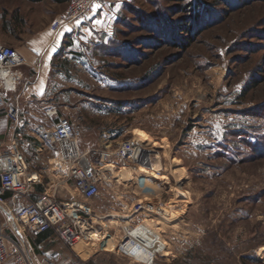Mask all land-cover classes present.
Listing matches in <instances>:
<instances>
[{
  "label": "rangeland",
  "instance_id": "374dc122",
  "mask_svg": "<svg viewBox=\"0 0 264 264\" xmlns=\"http://www.w3.org/2000/svg\"><path fill=\"white\" fill-rule=\"evenodd\" d=\"M101 1L108 35L89 26L93 15L82 23L90 34L76 40L78 56L55 59L66 69L50 89L107 99L109 115L90 122L140 150L96 168L99 194L83 217L106 236H95L86 264H132L113 247L125 222L160 234L167 255L154 264H264V0ZM69 4L0 0V39L50 28ZM46 153L65 181L56 198L69 200L75 167L56 147Z\"/></svg>",
  "mask_w": 264,
  "mask_h": 264
},
{
  "label": "built area",
  "instance_id": "2783aa9c",
  "mask_svg": "<svg viewBox=\"0 0 264 264\" xmlns=\"http://www.w3.org/2000/svg\"><path fill=\"white\" fill-rule=\"evenodd\" d=\"M100 2L70 0L64 15L50 26L52 34H57L64 25L85 23L94 13L92 4ZM24 64V58L18 51L0 44V111L12 124L19 120L18 109L12 98L23 82L21 68ZM32 138L40 149L48 146L58 148L57 157L75 167L68 179L85 201L93 200L99 194L97 166L112 160L130 159L134 162L140 150L134 140H125L113 146L108 139L96 147L81 149L80 129L62 115L60 107L53 103L42 108V120L34 126ZM52 169L58 173V167ZM44 180L43 173L28 169L16 145H0V206L6 205L5 197L10 195L18 206L14 217L20 229L30 231L33 236L52 230L59 242L73 252L77 259L74 264H86L85 257L78 249L83 242L95 240L96 235H105L106 229L100 223L84 219L83 215L87 216V213L81 205L71 200H57L55 191L58 185L53 186L51 193L44 191L33 200L35 187L42 186ZM11 218L17 226L14 218ZM97 226L101 229L97 230ZM8 228L9 223L0 224V264L10 260L16 264H30L20 246H9L6 234ZM120 230L122 236L117 241L115 252L132 264H154L157 258L167 255V246L160 234L147 226L141 223L130 226L125 222Z\"/></svg>",
  "mask_w": 264,
  "mask_h": 264
},
{
  "label": "crops",
  "instance_id": "0c3cea01",
  "mask_svg": "<svg viewBox=\"0 0 264 264\" xmlns=\"http://www.w3.org/2000/svg\"><path fill=\"white\" fill-rule=\"evenodd\" d=\"M97 13L98 11L94 12L93 21L89 26H103L108 35V27L113 20L105 17L104 11L99 17L96 15ZM96 21H101V23L97 24ZM66 28H70L71 31H65ZM61 33H63L62 36L60 35ZM88 33L90 34L89 30L83 24H67L54 35L50 31L49 26H46L42 30L28 35L27 38H23L22 41L15 39L13 41L11 37L7 41L0 39V44L10 46L18 51L25 61L24 66L21 68L23 82L12 98L18 109L19 120L16 124H12L7 120L4 112L0 111V145L6 147L16 145L28 169L44 174V184L35 187V192L32 195L33 200L44 193V191L51 193L53 186H62L64 184L60 182V175L57 172H54L52 168H46L47 163L51 160L50 158L47 159V148L42 147L40 149L32 138V130L42 120V108L48 104L49 100L58 99L61 114L80 129L82 133V138L80 139L81 149L96 147L105 139H108L107 141L113 145V143H118L123 136L120 129L107 127L103 124L99 125L95 122L91 123L89 120L92 117L93 119L94 117L104 118L109 115L105 110L106 108L101 104H108L107 99L96 97L95 101L90 102L80 98V95H84L83 92L72 91L71 88H67V90L62 88L57 93L51 92L50 81L55 74H60L66 69L63 62L56 66L55 59L78 56L73 50L76 40L84 39ZM53 48H55V51H53ZM75 93L78 96H70ZM85 113H88V115L85 116ZM136 133H141L143 137V133L140 130L133 129L132 135ZM138 139L144 140L145 138ZM70 192L72 196L69 200L81 205L84 209L87 201L74 190V186L70 188ZM5 199L6 205L0 206V224L3 222L9 223V228L6 231L9 246L11 248L15 245L20 246L30 264H69L70 258H73L74 254L59 242L52 230L39 236H33L30 231L22 230L18 225L15 226L13 224L11 217L15 213L16 203L10 195H7ZM116 244L113 246L114 252ZM92 246L91 242H83L82 250L79 253L83 256L84 254L87 255L85 260L90 257L88 254ZM5 264L16 263L14 260H10Z\"/></svg>",
  "mask_w": 264,
  "mask_h": 264
},
{
  "label": "snow or ice",
  "instance_id": "6c2138e0",
  "mask_svg": "<svg viewBox=\"0 0 264 264\" xmlns=\"http://www.w3.org/2000/svg\"><path fill=\"white\" fill-rule=\"evenodd\" d=\"M102 5L100 3H93L92 4V10L95 12V11H98L99 9H101ZM97 24L101 23V21H96ZM65 31H71L70 28H66ZM61 36L63 35V33L60 34ZM58 43V41H57ZM53 51H55V48H53Z\"/></svg>",
  "mask_w": 264,
  "mask_h": 264
},
{
  "label": "bare ground",
  "instance_id": "6f19581e",
  "mask_svg": "<svg viewBox=\"0 0 264 264\" xmlns=\"http://www.w3.org/2000/svg\"><path fill=\"white\" fill-rule=\"evenodd\" d=\"M134 136H136L137 138H141V137H142V134H141V133H136ZM159 178H160V177H158L157 175H152L151 180L154 181V183H155V182H158V181L160 180ZM12 217L14 218V220H15V222H16V219H15L14 215H13ZM16 224L18 225L17 222H16ZM18 226H19V225H18Z\"/></svg>",
  "mask_w": 264,
  "mask_h": 264
},
{
  "label": "trees",
  "instance_id": "16d2710c",
  "mask_svg": "<svg viewBox=\"0 0 264 264\" xmlns=\"http://www.w3.org/2000/svg\"><path fill=\"white\" fill-rule=\"evenodd\" d=\"M30 1L37 3V2H42L43 0H30Z\"/></svg>",
  "mask_w": 264,
  "mask_h": 264
},
{
  "label": "water",
  "instance_id": "95a60500",
  "mask_svg": "<svg viewBox=\"0 0 264 264\" xmlns=\"http://www.w3.org/2000/svg\"><path fill=\"white\" fill-rule=\"evenodd\" d=\"M11 221H12V218H11ZM96 229H97V230H100V229H101V227H100V226H97V227H96Z\"/></svg>",
  "mask_w": 264,
  "mask_h": 264
}]
</instances>
